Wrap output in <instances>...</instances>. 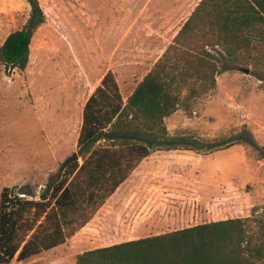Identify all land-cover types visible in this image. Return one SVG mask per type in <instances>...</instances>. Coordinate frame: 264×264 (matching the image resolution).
Segmentation results:
<instances>
[{
    "label": "rangeland",
    "instance_id": "1",
    "mask_svg": "<svg viewBox=\"0 0 264 264\" xmlns=\"http://www.w3.org/2000/svg\"><path fill=\"white\" fill-rule=\"evenodd\" d=\"M39 1L45 21L33 35L26 70H6L0 62V198L10 186L24 199L40 200L77 152L85 103L104 74L112 70L127 97L167 44L149 39L148 26L132 23L134 0ZM31 13L28 0H0V47ZM243 65L224 70L222 64L215 88L166 119L171 136L224 145L188 158L179 180H171L167 168L162 184H148L166 202L155 211L174 216L158 232L242 217H251L257 229L255 221L264 219V60ZM238 137L254 139L257 148ZM232 138L238 140L228 143ZM161 192L170 193L168 199ZM108 215L65 244L10 264H77L79 253L136 236L119 212Z\"/></svg>",
    "mask_w": 264,
    "mask_h": 264
},
{
    "label": "trees",
    "instance_id": "2",
    "mask_svg": "<svg viewBox=\"0 0 264 264\" xmlns=\"http://www.w3.org/2000/svg\"><path fill=\"white\" fill-rule=\"evenodd\" d=\"M0 47L6 70H26L35 31L45 21L39 0ZM259 43H254V39ZM264 0H202L152 69L125 99L108 70L83 109L80 159L50 182L40 200L6 186L0 198V264L27 260L66 243L83 228L143 159L159 149L213 151L224 144L171 136L166 119L217 85V73L264 60ZM219 48V49H217ZM258 52L253 55L252 52ZM261 79V76H260ZM252 146V138L238 137ZM238 139L232 138L228 143ZM227 143V144H228ZM211 221L93 248L77 264H264V219Z\"/></svg>",
    "mask_w": 264,
    "mask_h": 264
},
{
    "label": "crops",
    "instance_id": "3",
    "mask_svg": "<svg viewBox=\"0 0 264 264\" xmlns=\"http://www.w3.org/2000/svg\"><path fill=\"white\" fill-rule=\"evenodd\" d=\"M134 1L135 2L131 4L132 23L141 25L140 27L143 25L148 26L147 34L149 39L167 42L160 51V55H163L183 24L202 0ZM130 94L131 93H129L128 96ZM127 97L124 98L126 99ZM201 151L207 150L180 147L177 149H159L154 151L150 156L142 160L138 167L106 200L105 204L83 228L91 223H102L105 218H108V214L112 210L116 213L119 212L121 222L130 230H135L136 236L100 247L168 233L165 231L160 233L158 231L163 229L162 224L164 220L174 218V216H171L170 213H165V211L163 215H160V213L155 211L160 204L165 205L166 202H163V200L160 199L161 194L158 193V191L152 190V187H148V184H152L153 187L155 185L157 186V184H162L164 182L162 173L167 168H169L172 173L170 179L173 181L179 180L181 167L182 172H186L187 166L189 167V165L186 164L188 158L200 157ZM159 173L161 175H158ZM147 189H149V191H147ZM161 193L165 195L164 199H168L167 196L170 195V193ZM143 207L146 208L147 211L143 210ZM169 232H171V230Z\"/></svg>",
    "mask_w": 264,
    "mask_h": 264
},
{
    "label": "water",
    "instance_id": "4",
    "mask_svg": "<svg viewBox=\"0 0 264 264\" xmlns=\"http://www.w3.org/2000/svg\"><path fill=\"white\" fill-rule=\"evenodd\" d=\"M244 72H246V73H250V69H248V68H244V69H242ZM78 159H80V156H79V154H78V152H74V153H72V155H70L65 161H64V163L62 164V166L60 167V172H63L64 171V169L69 165V164H71L72 162H74V161H76V160H78Z\"/></svg>",
    "mask_w": 264,
    "mask_h": 264
},
{
    "label": "bare ground",
    "instance_id": "5",
    "mask_svg": "<svg viewBox=\"0 0 264 264\" xmlns=\"http://www.w3.org/2000/svg\"><path fill=\"white\" fill-rule=\"evenodd\" d=\"M62 44H63V43H62ZM65 48H66V46H65ZM61 50H62V49H61ZM63 50H64V49H63ZM66 52H67V51H66ZM75 52H76V51H75ZM68 54H69V53H68ZM62 57H63V56H62ZM66 58H67V57H66ZM69 60H70V59H69ZM70 61H71V60H70ZM72 61H73V60H72ZM75 61H76V60H75ZM78 61H79V60H78ZM70 63H71V62H70ZM74 63H75V62H74ZM66 67H67V66H66ZM68 67H69V66H68ZM74 67H75V66H74ZM73 70H74V69H73ZM76 74H77V73H76ZM63 75H64V74H63ZM76 76H77V75H76ZM61 77H62V75H61ZM61 77H60V78H61ZM69 77H70V76H69ZM63 80H64V79H63ZM73 81H74V80H73ZM73 81H71V82H73ZM71 82H70V83H71ZM78 82H79V81H78ZM78 82H77V83H78ZM59 87H60V86H59ZM59 87H58V88H59ZM61 87H62V86H61ZM64 88H65V87H64ZM60 89H62V88H60Z\"/></svg>",
    "mask_w": 264,
    "mask_h": 264
}]
</instances>
